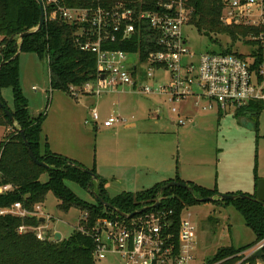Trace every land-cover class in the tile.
<instances>
[{
	"label": "rangeland",
	"instance_id": "374dc122",
	"mask_svg": "<svg viewBox=\"0 0 264 264\" xmlns=\"http://www.w3.org/2000/svg\"><path fill=\"white\" fill-rule=\"evenodd\" d=\"M182 33L188 49L195 54L219 48L250 52L240 36L233 41L224 34H211V41L190 25L184 26ZM18 61L20 86L30 113L45 110L47 114L40 142L49 145L52 141L56 152L77 155L87 170L94 166L111 196L147 190L177 170L184 178L215 187L222 194L228 188L233 194L239 193L240 187L251 183L255 175L257 179L264 178V109L255 119L249 114L237 116L233 107L203 110L194 105L196 98L192 95L169 102L166 96L144 95L127 88L108 89L101 94L80 93L75 97L49 88L45 60L22 52ZM1 94L12 107L11 88L2 89ZM199 102L202 105L206 100ZM92 109L97 110V123L91 121ZM110 116L119 121L104 127L102 122ZM187 118L191 121L178 123ZM127 123L135 125L126 127ZM5 131L0 128V135ZM41 179L46 180V175ZM66 185L79 199L95 202L93 187L89 191L71 181H66ZM58 203L52 192L46 194L40 206L44 217H50L45 230L59 232L61 238H66L77 228L84 212L75 206L64 212ZM181 218L190 221L194 234L192 264H207L221 246L240 248L255 240V233L231 202L188 206L182 210ZM256 262L264 264L263 259ZM96 264L121 262L108 255Z\"/></svg>",
	"mask_w": 264,
	"mask_h": 264
},
{
	"label": "trees",
	"instance_id": "16d2710c",
	"mask_svg": "<svg viewBox=\"0 0 264 264\" xmlns=\"http://www.w3.org/2000/svg\"><path fill=\"white\" fill-rule=\"evenodd\" d=\"M42 1L45 5V22L39 30L35 31L34 28L40 17V9L35 0H0V65L2 64L0 103L3 105V107L0 106V128L6 130L0 139V186L6 184L12 186V189L0 193V209L9 208L12 204L19 202L22 208L33 211L35 206L43 203L46 194L52 192L59 200L57 206L60 210L67 212L73 206L81 209L87 216L85 224L88 227L93 225L97 217L111 212L96 199L95 202L79 199L66 185V181H71L89 191L93 187L94 190L91 191L93 194H97L104 201L127 214L143 207L152 208L159 200L157 208L172 211L170 218L177 237L182 210L202 203L204 198L213 197L214 199L210 201L213 204L231 202L243 216L245 225L255 233V240L250 244L240 248H234L231 245L221 246L206 262L207 264H234L238 259L236 254L239 251L264 239V206L254 200L255 192L245 194L249 198L219 200L216 198L219 194L215 187L209 189L192 182L182 181L176 171L175 180L185 183L188 188L169 187L161 191L166 182H159L144 191L121 192L110 196L105 189V180L97 174L94 166L88 170L96 175V181L81 163L51 151L47 142L44 144L40 142L46 112L44 110L32 115L29 111L28 101L20 86L19 54L33 53L39 59L46 61L51 90L70 93V87L80 88L97 79L95 54L79 48L77 40L80 37L79 25L57 17L56 19L49 17L55 7L52 4H46L45 0ZM169 1L59 0V3L65 8L101 7L107 10L122 4L123 7L139 12L156 10L159 3ZM187 6L192 10L188 25L193 26L199 34L207 36L211 41V34H224L235 41L239 36L244 39L250 32L255 34L264 32V27L252 29L223 24L220 17L224 0H187ZM25 31L30 33L18 40V35ZM142 33L141 49H144L143 40H146L144 37L148 32L143 30ZM11 37L13 39L8 42ZM80 40L83 41L82 38ZM136 42L134 36L130 43L116 40L115 43H107L105 48L131 52L136 50ZM229 50L231 48L210 51ZM4 88L12 90V107H9L2 97L1 90ZM5 109L10 112L14 122L9 119ZM263 109L261 103L249 102L237 108L235 114L237 116L249 114L256 119ZM253 125L254 129H257L256 123ZM7 129H9L8 132ZM20 130H23L33 155L47 167L39 166L32 161L20 136ZM44 174L46 180L41 179ZM254 179L257 181L256 175ZM40 223L41 220L35 216L20 218L9 213L0 214V264H96L91 237L76 228L66 238L60 240H39L31 231L18 232V227L22 224L37 226ZM79 224H83V221L80 220ZM46 235L52 238L53 232L47 231ZM176 243L175 241L174 244ZM259 259L264 260V247L250 258V262L254 263Z\"/></svg>",
	"mask_w": 264,
	"mask_h": 264
},
{
	"label": "built area",
	"instance_id": "2783aa9c",
	"mask_svg": "<svg viewBox=\"0 0 264 264\" xmlns=\"http://www.w3.org/2000/svg\"><path fill=\"white\" fill-rule=\"evenodd\" d=\"M45 2L55 7L49 17L79 25V48L96 56L97 79L80 88L70 87L75 97L80 93L101 94L108 89L127 88L144 95H163L169 102H179L192 95L196 98L194 105L203 110L215 106L219 110L233 107L236 111L249 102L261 103L264 108L263 31L250 32L243 39L250 47L247 54L232 49L195 54L188 49L182 33L192 12L187 0H170L159 3L156 10L139 12L122 4L107 10L101 7L65 8L59 0ZM220 20L227 26L264 27V0H224ZM143 30L148 33L143 40L144 49H141ZM134 36L135 51L105 48L107 43L116 40L130 43ZM200 100L206 103L201 105ZM171 111L176 112V109ZM98 119L97 110L92 109L91 121L96 123ZM118 121L117 117L110 116L102 125L111 127ZM189 121V118L179 119L178 123ZM10 189V184L2 185L0 193ZM40 206L27 211L16 202L0 209V214L43 219L37 226L20 225L18 232L31 231L39 240H56L54 233L52 238L46 235L45 222L50 217H44ZM157 207L130 218L111 211L97 217L90 227L85 224L87 216L84 213L83 224H78L76 229L91 237L95 262L110 255L121 264H192L195 241L190 221L181 218L176 237L170 218L172 211ZM263 247L264 239L238 252L234 264H259L250 262V258Z\"/></svg>",
	"mask_w": 264,
	"mask_h": 264
},
{
	"label": "water",
	"instance_id": "95a60500",
	"mask_svg": "<svg viewBox=\"0 0 264 264\" xmlns=\"http://www.w3.org/2000/svg\"><path fill=\"white\" fill-rule=\"evenodd\" d=\"M39 6L40 9V17H39V21L37 26L34 28V30H39L41 28V26L44 24L45 22V8H44V4L42 0H35ZM30 33V31H25L22 32L21 34L18 35V40L22 39L23 37H25L26 35H28ZM13 38H9L8 42H10ZM2 65V64H1ZM0 65V67H1ZM0 106L3 107V105L0 103ZM5 113L7 114V116L9 117V119L14 122L12 115L10 114V112L5 109ZM21 138L24 141L25 146L27 147L28 150V154L30 156V158L32 159V161L39 165V166H43V167H47L45 163L37 160V158L33 155L32 151L30 150L29 146H28V142L25 139V135L23 130L19 131ZM71 165H73L72 163H70ZM93 178V180H97L96 175H94L92 172H90L89 170H86ZM169 187H180V188H188V186L180 181H176V180H170L167 181L161 188V191H164L165 189L169 188ZM95 199L102 204L104 207L108 208L110 211L117 213L118 215L125 217V218H130L136 214L142 213L143 211L147 210L149 207H143L139 210H136L135 212L132 213H124L121 212L120 210H118L117 208H115L112 204H110L109 202L104 201L100 196H98L97 194L94 193ZM217 198L221 199V200H234L237 198H249L247 195L245 194H219L217 196ZM213 197H208V198H204L202 199V202H209L211 200H213ZM255 201H257L260 205L264 206V178H260L257 179L256 181V186H255ZM159 204V200L156 201V203L152 206V208L157 207ZM43 219H41L42 221ZM54 236L57 240L61 239V234L59 232H55Z\"/></svg>",
	"mask_w": 264,
	"mask_h": 264
},
{
	"label": "crops",
	"instance_id": "0c3cea01",
	"mask_svg": "<svg viewBox=\"0 0 264 264\" xmlns=\"http://www.w3.org/2000/svg\"><path fill=\"white\" fill-rule=\"evenodd\" d=\"M19 58V57H18ZM20 66V65H19ZM3 96V95H2ZM4 98V97H3ZM4 100H5V98H4ZM28 100V99H27ZM5 101H7V100H5ZM220 112H218V115L220 116V114H219ZM47 115V114H46ZM44 121H45V119H44ZM44 121H43V123H44ZM190 122V121H189ZM97 123V122H96ZM43 125V124H42ZM135 124L134 123H127L125 126L126 127H132V126H134ZM42 131H43V129H42ZM4 133V132H3ZM53 135H54V137H56L57 135H56V133H53ZM49 136V135H48ZM1 137H2V134L0 135V139H1ZM50 138V137H49ZM50 140V139H49ZM53 141H54V139H53ZM51 143H52V141H51ZM51 143H49V148H50V150L51 151H53V152H55V153H59V152H56L55 150H53V148H52V145H51ZM60 154V153H59ZM61 155H64V154H61ZM64 156H66V157H68V158H70V159H72V160H75V161H77V162H79V163H81V161H79L80 160V158L77 156V155H64ZM82 164V163H81ZM178 171V170H177ZM178 175H179V178L182 180V181H185V182H192V183H195V184H197V185H200V186H202V187H205V188H208V187H206V186H204V185H202V184H200L199 182H197V181H194V180H190V179H187V178H184V176L183 175H181V174H179V172H178ZM175 178H176V173L173 175V176H168V177H164V178H161L160 179V181L159 182H167V181H170V180H175ZM159 182H156V183H159ZM255 179H254V177H253V179H251V183H249V184H247L246 186H243V187H240V191H239V193H242V194H253L254 192H255ZM155 183V184H156ZM106 185H107V183L105 182V189H106ZM249 188H251L250 190H249ZM210 189V188H209ZM226 190H228V191H224L225 193H223V194H233L232 192H233V190H231L230 188H228V189H226ZM238 190V189H237ZM107 191V190H106ZM217 192H218V194H222L219 190H217ZM108 193V192H107ZM238 194V193H237ZM111 196V195H110ZM217 198V197H216ZM219 199V198H218ZM219 200H221V199H219ZM205 205H218V204H213L212 202H205ZM221 204H219L218 206H220ZM194 206H196V205H194ZM209 218V217H208ZM226 246H228V245H226ZM232 246V245H231ZM260 264V263H259Z\"/></svg>",
	"mask_w": 264,
	"mask_h": 264
}]
</instances>
